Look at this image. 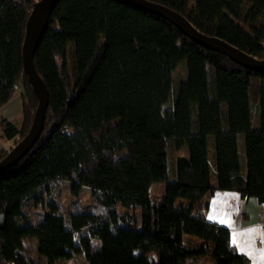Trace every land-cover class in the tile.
Here are the masks:
<instances>
[{
    "label": "trees",
    "instance_id": "trees-1",
    "mask_svg": "<svg viewBox=\"0 0 264 264\" xmlns=\"http://www.w3.org/2000/svg\"><path fill=\"white\" fill-rule=\"evenodd\" d=\"M36 1L0 0V107L18 86L22 113L21 126L0 115V133L12 140L0 159L27 133L38 104L22 54ZM149 1L264 58V22L257 24L264 0ZM45 30L33 64L49 102L31 149L0 173V264H55L80 251L88 264H251L230 243L228 227L206 219L208 201L202 199L219 189L264 202V73L199 45L161 16L115 0H59ZM184 59L187 77L165 110L173 69ZM181 147L186 154L175 157L170 177L169 149ZM59 179L69 180L77 195L88 186L106 213L75 212L67 227L52 204L49 213L35 210L37 223L28 222V207L42 199L37 193ZM157 181L165 184L153 204L149 188ZM119 203L140 208V230L119 224L131 217L116 213ZM85 226L77 243L74 233Z\"/></svg>",
    "mask_w": 264,
    "mask_h": 264
},
{
    "label": "water",
    "instance_id": "water-1",
    "mask_svg": "<svg viewBox=\"0 0 264 264\" xmlns=\"http://www.w3.org/2000/svg\"><path fill=\"white\" fill-rule=\"evenodd\" d=\"M59 0H37L33 4V9L28 17V30L30 34L25 38L22 54H23V66L27 75L29 83L34 89L37 96L38 104L33 111V118L30 123V128L27 133L22 137L20 141L15 143L11 150L0 159V173L14 164L18 158L31 149V146L39 137L42 130V121L45 114V108L48 105V89L44 80L38 75L36 68L33 64L34 52L38 47L40 40L46 31L48 25L49 16L55 5ZM121 3H128L134 7H137L145 12L152 13L157 16H161L174 24L182 34L188 36L194 42L199 45L210 48L217 52L225 54L232 59L236 64L245 67L253 72L264 73V58H254L244 51H241L236 46L229 44L224 39L204 34L198 31L192 24H190L186 18L180 13L169 9L167 6L151 2L149 0H115Z\"/></svg>",
    "mask_w": 264,
    "mask_h": 264
},
{
    "label": "rangeland",
    "instance_id": "rangeland-1",
    "mask_svg": "<svg viewBox=\"0 0 264 264\" xmlns=\"http://www.w3.org/2000/svg\"><path fill=\"white\" fill-rule=\"evenodd\" d=\"M248 10V5H245L242 8L243 14L246 13ZM264 22V17L259 19L258 25L262 24ZM68 54L66 57V64L68 68V72L72 79L74 78L73 72H74V57L72 48H68ZM58 62L61 63V60L58 59ZM186 59L179 62L177 66L173 69L172 75H171V92L170 97L167 102L163 104V108L170 109L172 108V103L175 97V93L180 85V82L183 81L187 77V71H186ZM258 80L253 79V86L251 88V94H250V103H251V115H252V127L257 128L258 123V97H257V86ZM209 147V164H210V176L212 183L217 182V176H216V164H215V152L213 149V140L212 137H209L208 140ZM0 144L2 145L3 149H9V147L12 144L11 142H8L7 139L0 140ZM241 150V149H240ZM170 154V177H172L173 173V166L172 163L177 155H185V149L184 147H181L180 149L174 151L172 149H169ZM241 163L245 165L244 160H241ZM246 166V165H245ZM246 169H244L245 171ZM50 185L48 186V191L45 190V188H42L37 194L42 195V199L38 200L36 203V206H29L27 211L29 212V220L28 222L31 223H37L38 219L35 218L34 212L35 210H40L41 212L49 213L52 209V204L56 206L58 213L62 214L64 218L66 219V226L69 227V215L73 214L75 212H92V213H99V214H105L106 209L98 203L97 199L93 196L91 193V189L88 186H83L79 194H73L71 193V182L66 179H59V180H52L49 182ZM164 182L163 181H157L151 184L149 190H150V200L153 204L159 201L164 188ZM117 214L127 212L131 217L127 218V220H120L119 224L127 227H134L137 229H141L140 226V220H141V214H140V208L138 206L134 207H126L122 205L121 203L117 204V207L115 209ZM89 230L88 226H85V228L79 232L75 231L74 233V239L78 243V237L82 234L87 233ZM33 243L37 245V242L35 239H32ZM93 244H97L99 240L91 239ZM30 245H32V241H29ZM140 250L136 249V253H139ZM150 257H152L153 261H156V254L154 252H151L149 254ZM55 264H88L87 259L85 257V252H78L74 253L73 256L68 258L59 259L55 262Z\"/></svg>",
    "mask_w": 264,
    "mask_h": 264
},
{
    "label": "crops",
    "instance_id": "crops-1",
    "mask_svg": "<svg viewBox=\"0 0 264 264\" xmlns=\"http://www.w3.org/2000/svg\"><path fill=\"white\" fill-rule=\"evenodd\" d=\"M19 93V87L15 86L9 100L0 107V115L16 126H21L22 122ZM2 139L7 138L0 133V140ZM1 146L0 144V149H3ZM245 165L243 164V175ZM202 200L208 201L204 211L206 219L228 227L230 243L238 253L247 257L251 264H264V202L260 203L252 196L243 198L238 191L219 189H214Z\"/></svg>",
    "mask_w": 264,
    "mask_h": 264
}]
</instances>
